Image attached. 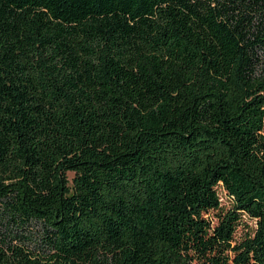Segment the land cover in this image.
Listing matches in <instances>:
<instances>
[{
	"label": "trees",
	"instance_id": "obj_1",
	"mask_svg": "<svg viewBox=\"0 0 264 264\" xmlns=\"http://www.w3.org/2000/svg\"><path fill=\"white\" fill-rule=\"evenodd\" d=\"M0 264H264V0H0Z\"/></svg>",
	"mask_w": 264,
	"mask_h": 264
},
{
	"label": "rangeland",
	"instance_id": "obj_2",
	"mask_svg": "<svg viewBox=\"0 0 264 264\" xmlns=\"http://www.w3.org/2000/svg\"><path fill=\"white\" fill-rule=\"evenodd\" d=\"M254 230V225L250 222L247 223V226L241 225L237 228L236 234H235V239L239 240L242 237H244L248 233H252Z\"/></svg>",
	"mask_w": 264,
	"mask_h": 264
}]
</instances>
